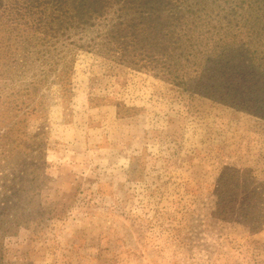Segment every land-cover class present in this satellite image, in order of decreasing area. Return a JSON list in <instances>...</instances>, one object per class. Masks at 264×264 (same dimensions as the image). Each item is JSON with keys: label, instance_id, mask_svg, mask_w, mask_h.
I'll return each mask as SVG.
<instances>
[{"label": "rangeland", "instance_id": "1", "mask_svg": "<svg viewBox=\"0 0 264 264\" xmlns=\"http://www.w3.org/2000/svg\"><path fill=\"white\" fill-rule=\"evenodd\" d=\"M6 32L0 264H264L263 121Z\"/></svg>", "mask_w": 264, "mask_h": 264}, {"label": "trees", "instance_id": "2", "mask_svg": "<svg viewBox=\"0 0 264 264\" xmlns=\"http://www.w3.org/2000/svg\"><path fill=\"white\" fill-rule=\"evenodd\" d=\"M19 28L264 122V0H0Z\"/></svg>", "mask_w": 264, "mask_h": 264}]
</instances>
